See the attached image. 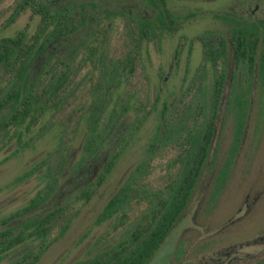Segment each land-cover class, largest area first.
I'll list each match as a JSON object with an SVG mask.
<instances>
[{
	"label": "rangeland",
	"instance_id": "374dc122",
	"mask_svg": "<svg viewBox=\"0 0 264 264\" xmlns=\"http://www.w3.org/2000/svg\"><path fill=\"white\" fill-rule=\"evenodd\" d=\"M20 1L0 0V40L13 36L25 27L27 35L35 29L39 15L32 14L28 6L20 9ZM109 1L112 4L111 9L120 8L119 10L123 11L120 14L112 13L107 20L112 22L106 43L110 54L119 51L122 22L127 18L148 16L153 22H159L158 10L147 0ZM255 1L263 0H165L168 13L162 17L172 25V29L160 27L158 42L147 39L142 43V62L132 79L134 86H131L129 91L128 84L123 80L113 90L110 95L112 97L106 103L107 110L101 114L98 124L106 120L111 104L124 93H127L125 101L129 103V107L124 115L125 126H119L117 132L125 131L126 124L130 123L137 113L134 106L146 96L154 102V107L140 127L125 138L123 149L114 166L99 184L93 181L114 150L115 144L111 139L120 138L123 133H117L115 137L107 136V139L110 137L109 142L106 140L94 156L87 157L83 146L88 136L90 120L87 119L84 108L91 103L90 92L98 80L95 72L89 76V69L84 68L81 71L73 90L67 91L70 95L60 109H49L33 123L19 126V139L13 135L8 140L4 137L3 144V140L0 141V230L8 225H18L22 219L41 213L45 209L58 205L65 208L64 215L67 218L55 221L47 238L51 242L35 264H75L79 260L91 259L100 248H106L124 236L138 217L146 212L147 203L132 198L126 204L127 217L120 226H114L115 216L97 221V216L108 198L129 179L137 166H141L138 177L143 183L141 186L144 191L164 187L168 178L164 168L177 148L164 144L151 152L148 151L149 145L155 140L160 110L164 104H173L178 110L189 106L187 112H190L195 111L199 104H207L203 101L201 90H209L212 87L214 68L210 61L203 59L202 40L207 39L208 34L212 39L218 36L226 39L229 29L234 25L232 19L236 18L239 10L243 11ZM128 12L129 16H126ZM246 17L245 19L250 21V18ZM263 34L260 33V36ZM262 45L263 42H260L258 47L261 48ZM176 48L180 49L177 60L173 57ZM144 74L149 79L148 88L143 87ZM89 79L92 81L91 85ZM226 86L228 87V83ZM250 99L245 133L241 148L232 162L230 178L220 191L217 202L208 207L214 211V218L212 220L211 216L210 224L208 223L209 228L222 222L218 216H231L245 203H248V211L242 216L241 226L253 234L257 233L260 227H264V86L257 83ZM201 119L202 115H199L197 120L200 122ZM233 122L234 118L230 114L218 117L215 136L219 146L218 161L224 158L231 144ZM67 153L69 165L61 171L59 161L62 160V154ZM78 162L79 166L81 164L80 172L75 169ZM201 183L187 207L190 215L197 214L195 221H203L198 212L206 210L208 205L206 200L211 182L205 177ZM81 189L93 190L88 200L83 201L79 197ZM41 194H46V197L36 209L12 216L28 205L32 197ZM241 210L244 211L243 208ZM65 223L68 224L67 228L59 234ZM241 235L243 232L239 230L236 236ZM253 238L254 235L251 241L242 247V264H246V260L250 258L254 260L252 255L260 253L256 248L264 246V242H253ZM40 239L26 237L23 243L15 247L16 250L0 255V264H12L18 257L17 254L25 250L35 253L40 247L37 244L42 243ZM246 251L250 254H246ZM166 258L165 261L170 264L168 257Z\"/></svg>",
	"mask_w": 264,
	"mask_h": 264
},
{
	"label": "trees",
	"instance_id": "16d2710c",
	"mask_svg": "<svg viewBox=\"0 0 264 264\" xmlns=\"http://www.w3.org/2000/svg\"><path fill=\"white\" fill-rule=\"evenodd\" d=\"M147 2L158 10L159 22H153L148 16L126 17V21L122 22L119 51L110 54L106 43L112 22L107 20L112 13L120 14L123 11L120 8L111 9L109 0H21L19 8L28 6L32 14L39 15V19L31 34L27 35L25 27L13 36L0 40L1 144L4 143V137L8 140L16 135L19 139V126L33 123L49 109H60L70 95L67 91L73 90L81 71L84 68L89 69V76L95 72L98 80L90 92L91 103L84 108L87 119L90 120L88 136L83 146L87 157L94 156L106 140L109 142L111 136L123 133L120 138L111 139L115 144L114 150L93 181L99 184L114 166L123 149L125 138L140 127L154 107V102L146 96L134 106L137 113L126 124L125 131L117 132L119 126H125L124 115L129 107L126 102L127 93H124L125 95H120L113 101L106 120L98 124L101 114L107 110L106 103L112 97L110 95L113 90L123 80L128 84L129 91L134 86L132 79L142 62V43L147 39L158 42L160 27L172 29V25L162 17L163 12L168 13L165 0ZM126 16H129V12ZM233 23L236 26L229 29L231 47L221 36L212 39L209 34H205L208 38L202 40L203 59L210 61L214 68L212 87L201 90L203 101L207 104H199L195 111L190 112H187L189 106L178 110L173 104H164L160 110L155 140L149 145L148 151L164 144L177 148L164 168L168 174L167 182L162 189L144 191L141 186L143 183L138 177L141 166H137L129 179L112 193L97 216L98 222L115 216L114 226H120L127 217L126 204L132 198L145 201L147 210L138 217L123 238L98 250V255L94 258L96 263L93 264H101L102 259L105 262L111 261L109 264H146L164 239L172 222L188 205L191 195L196 193L203 178L210 179L211 185H214V198L228 182L232 171L231 164L246 129L257 52L256 80L260 86H264V34L260 36V33H264V24L260 30L253 22ZM260 42H263L261 48L258 47ZM179 51V48L174 50L173 57L176 60ZM230 59L234 63L231 80ZM143 77V87L148 88L149 79L145 74ZM91 84L89 79V85ZM223 114L232 115L234 122L231 144L224 158L218 161L216 123ZM199 115H202L200 122L197 120ZM196 121L199 123L195 124ZM62 156L59 166L64 171L69 165V153ZM79 163L75 166L78 172L81 171ZM80 191L79 197L83 201L88 200L93 192L88 189ZM45 197L46 194L35 195L28 205L12 216L36 209ZM207 201L211 200L208 198ZM64 212V206L58 205L26 217L18 225L3 228L0 230V252L29 236L41 238L46 247L51 242L47 238L55 221L67 218ZM67 225L63 224L59 233ZM26 228L29 230L26 231ZM44 247L31 256V263L38 259Z\"/></svg>",
	"mask_w": 264,
	"mask_h": 264
},
{
	"label": "flooded vegetation",
	"instance_id": "af4514ba",
	"mask_svg": "<svg viewBox=\"0 0 264 264\" xmlns=\"http://www.w3.org/2000/svg\"><path fill=\"white\" fill-rule=\"evenodd\" d=\"M163 14L166 15L167 13L163 12ZM245 17L250 18V21H247ZM232 20H233L232 23L238 22L239 24H242L244 22H253L255 25H257L260 28V30H262L263 29L262 27L264 24V0L255 1L253 2V4L247 5L243 11L239 10V14L236 15V18ZM233 24H234L233 26H236L235 23ZM226 40L229 44L232 42L231 34H229V36L226 37ZM230 47H231V44H230ZM254 60H255L254 61V78L255 79L253 82L252 89L257 84L256 74H257L258 52L255 54ZM233 66H234V63L232 59H230L229 80L232 79L231 75L234 72ZM238 74L240 75V70ZM240 148L241 146L239 147L238 151L240 150ZM231 167H232V164H231ZM201 184L204 185L203 183ZM213 186L214 185H211L209 189L208 198L211 201L206 200L208 204L207 207L217 202L216 201L217 197L220 194V191L222 190V187H221L216 198H214V195L212 194ZM195 195L196 193L191 195L189 203L193 200ZM210 196L212 197V199H210ZM188 205L185 207L184 210H182L179 213L176 219L172 222V225L167 231L164 239L159 243V245L154 250V252L152 253L151 257L149 258L146 264H150V263L151 264H167V261H165V259H167L166 257H168V261L170 264H184V263H187V264H242L241 259H243V256L240 253L242 252L243 245H246L247 243H249L253 235H254L253 242L254 241H259L260 243L264 242V227H260L259 229H257V233L253 234V232L251 233L247 232L245 230V227L243 228L241 226L240 221L242 219V216L246 214L248 211L247 209L248 203L240 205L238 209L236 210V212L233 213L231 216L228 215L227 217H223V218L218 216V218L221 219L222 222L218 226H214L213 228H209L208 223L210 224L211 216H212L211 219L213 220L214 211L210 209H206V210L198 212V215L200 216L199 218H202L203 221L197 220L198 221L197 222L195 221L197 219V214H194V216H192L190 215V213L187 212ZM242 208L244 211L241 210ZM216 214L220 215V213H216ZM239 230L243 232V235L237 237L236 235L239 234ZM123 237L124 236H121L118 239H116L117 240L116 242H118V240H120ZM34 239H37V238H34ZM234 239H238V240H234ZM242 240H244V242H242ZM23 241L16 243L15 245H11L10 247L6 249L1 250L0 255L7 251H12L13 249H15V247L23 243ZM114 243H111L110 245ZM37 245L40 246L39 249H37V251L40 250L42 247H44L43 243H39ZM48 245L43 248L42 252L48 247ZM102 249L104 248H100V250ZM256 250L260 251V253L256 255L255 254L252 255L255 259L253 260L250 258L246 260L247 261L246 264H264V246L258 247L256 248ZM246 254H250V252L246 251ZM17 255L18 257L15 258L14 262L12 261V264H35L40 257L39 256L36 261L31 263L30 258L32 255H34V253L31 252L30 250L28 251L25 250V252L24 251L19 252ZM97 255H98V251L95 254V256ZM95 256L88 260L86 259L79 260L75 264L96 263V260H94ZM249 257L251 256L249 255ZM100 262L101 264L111 263V261L105 262L104 259H102Z\"/></svg>",
	"mask_w": 264,
	"mask_h": 264
}]
</instances>
